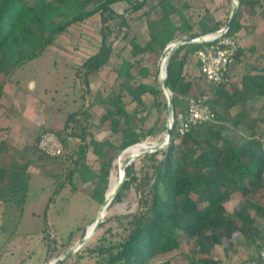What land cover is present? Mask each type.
I'll use <instances>...</instances> for the list:
<instances>
[{
	"label": "trees",
	"instance_id": "trees-1",
	"mask_svg": "<svg viewBox=\"0 0 264 264\" xmlns=\"http://www.w3.org/2000/svg\"><path fill=\"white\" fill-rule=\"evenodd\" d=\"M146 1L0 0V77H11L17 68L42 55L70 25L98 13L102 22L101 43L78 68L88 85L91 75L109 62L114 53L116 38L108 39L107 32V28L112 30L110 20L125 21L124 11L116 10L115 6L124 4L126 13L136 12L144 8ZM239 3L259 6L264 15V0H239ZM190 7L187 2L157 0L152 7L143 9L140 18L145 20L148 38L140 44L134 36L129 55L119 54L122 60L116 70L120 79L118 89L93 102L91 97L89 99L91 106L100 102L106 107L99 117L100 124L107 122L113 133H120L121 142L114 145L109 138L100 141L92 133H88L91 137L85 142L86 135L80 134L78 148L69 151L70 160L71 156H76L66 178L71 177L70 182L78 173L85 181L91 180L93 196L99 195L102 201L116 155L154 134L152 126L139 131L140 126L134 122L138 107L147 104L144 95L151 94L152 105L157 108L168 106L162 88L156 84L157 72L151 73L148 65L139 66L138 55L162 52L170 42L185 36L219 31L228 21V18L216 20L206 14L194 21ZM239 16L238 12L226 36H238L243 27ZM205 43L180 44L167 60L166 81L172 92L174 113L186 110L189 97L200 96L214 115L184 134L174 126L166 147L143 153L141 158L149 163L150 169L144 172L145 180L136 184L138 209L128 216L124 234L96 250L105 260L102 264H227L200 254L210 255L218 245H223L228 252V245L238 237H243L247 245L264 239V230L256 223V217H264V204L255 199L264 188V66L249 63L241 72L240 86L233 83L241 57L246 54V50L239 47L225 80L219 84L209 83L203 90L198 86L199 77L189 78L185 66ZM136 65L139 68L134 73ZM151 76L154 82L143 80ZM3 93L0 80V98ZM126 94L130 96L129 102ZM131 103L137 106L131 108ZM146 117L142 115L140 120ZM60 139L65 148L67 143ZM107 147L115 148V152L108 154ZM89 148L99 158L98 169L86 160ZM17 170H21L20 167ZM2 171L4 167H0V199H6L3 195L16 188L22 176L15 172L6 182ZM126 176L121 190L137 179L133 163L126 166ZM121 190L114 197L115 201L121 200ZM236 192L242 194L243 201L229 212L226 202ZM183 245H188L184 262L171 254ZM262 247L264 242L247 262L258 259Z\"/></svg>",
	"mask_w": 264,
	"mask_h": 264
},
{
	"label": "rangeland",
	"instance_id": "rangeland-1",
	"mask_svg": "<svg viewBox=\"0 0 264 264\" xmlns=\"http://www.w3.org/2000/svg\"><path fill=\"white\" fill-rule=\"evenodd\" d=\"M237 1L239 17L243 24L238 38L240 47L246 50V54L241 57V63L236 69V77L233 81L237 86H240L241 72L249 63L259 67L264 66V15L259 6L249 7L246 3L240 4L239 0ZM231 3L232 0H214L212 8L216 11L224 5L228 6L229 9L223 18L226 20L231 12ZM115 8L124 11L125 21L120 22L119 19H112L109 23L112 30L107 28L108 39L116 38L114 41L116 53L114 50L111 55L112 61L108 64V67L113 69L109 70L107 67L105 78L99 77V74L93 78L92 85L95 91L92 92L91 102L101 95L99 92L102 90L101 88L106 85L109 89L112 84L117 70V64L115 65L117 52H125L124 55L128 56L131 51V39L134 36L140 44H143L145 37H148L145 20L140 18V14L143 9L150 8V0L147 1L143 9L136 12L130 10L126 13L124 4L115 6ZM191 8L193 19L197 21L200 10L193 5ZM174 18L177 20L175 16ZM101 26L102 22L98 13L70 25L58 35L42 55L28 61L26 67L17 69L11 76L16 79L19 75H23L25 81L33 78L36 83L33 94L41 101V110H43L41 114L38 113V117L43 119L49 115L50 118L46 125L45 122L42 124V130L55 131L67 144L63 154L59 157L47 156L36 146L40 130L36 133L34 129H31L30 134L21 139L20 149L14 147V150H5V152L7 151L4 152V157L7 159L5 163H11L12 167L19 164L21 169L19 172L22 173L20 175L22 177L18 179L16 188L3 195L6 199H0V264H46L52 261L84 236L87 227L95 220L102 206L104 200L102 201L99 195L93 196L94 183L91 180L85 181L78 173L74 174L70 182L71 177L66 178L67 172L72 167L74 156H76L73 153L74 155L71 156L73 158L70 160L69 151H75L78 148L81 142L80 134H85L84 141L88 142L91 137L88 133L94 135L92 131L95 130L97 124L93 121V113L87 108L91 89H89V84L84 82L83 75L78 69L80 65L78 67L70 66L63 62V59L81 61L96 51L101 43ZM162 53L163 51L147 52L138 55V58L141 59L139 66L148 65L151 73L157 72L156 84L160 88L162 85L159 80L158 61ZM139 66L136 65L133 68L134 73L137 72ZM36 67L37 70H34ZM194 67L196 71V66ZM198 75L200 88L204 90L210 84L201 73ZM9 79L11 78L7 75L0 77L3 85L7 84ZM145 79L150 83L154 82V76ZM144 96L147 104L138 107L139 111L134 115V122L140 126L139 131H146L151 126L153 128L154 134L146 136L142 141H147L148 145L163 144L167 135L168 106L167 108L164 106L157 108L152 105L154 98L151 94ZM164 96L168 105L165 92ZM125 99L129 102L130 96L126 94ZM135 105L136 103H131L130 107L133 108ZM13 106H16L17 109V105ZM142 115H147V117L141 121ZM51 117H54V120L50 126ZM84 126L87 127L86 130H84ZM112 134L110 133L113 144H119L121 142L120 133ZM68 135L70 139H68ZM166 145L167 143L162 147L164 148ZM114 149L107 147L106 152L113 154ZM120 154H117L112 161L108 187L111 183V175L118 177L120 168L124 169L125 165L128 166L132 163L137 179L121 190V200L115 201L113 198L106 206V213L102 217L100 226L91 237L58 264H102L105 260L96 250L101 246L108 245L119 235L125 233L126 220L131 213L138 209L139 205L136 184L145 180L144 172L150 168L149 163L141 158L143 155L141 153L135 156L132 161L129 160L128 155L125 156L123 165L119 166ZM13 159L17 161L14 163ZM86 160L94 169H98L99 162L95 159L92 148H89ZM25 168L26 172L22 171ZM255 199L264 204V188ZM242 201L241 193H233L231 199L226 202L227 210L229 212L236 210ZM200 204L203 205V201L200 200ZM256 223L264 230L263 216L256 217ZM263 242L264 239L261 238L255 244L247 245L243 237H238L228 245L230 247L228 252L224 250L223 245H218L210 255L200 254V256L220 259L227 264H245ZM187 250L188 245H183L180 250L171 254H175L178 260L184 262V254Z\"/></svg>",
	"mask_w": 264,
	"mask_h": 264
},
{
	"label": "crops",
	"instance_id": "crops-1",
	"mask_svg": "<svg viewBox=\"0 0 264 264\" xmlns=\"http://www.w3.org/2000/svg\"><path fill=\"white\" fill-rule=\"evenodd\" d=\"M147 1H146V3H147ZM178 1H179V3L187 2L188 4H190V6L191 5L197 6L198 9L200 10V15L206 14L207 17H212L216 20H223V18L225 17L226 11L229 9L228 6L224 5V7H222L220 10L214 11L212 8L214 0H177V2ZM226 1H228V0H226ZM156 2H157V0H150V7H152ZM231 6H232V3H231ZM190 9H191V7H190ZM228 18H229V16H228ZM238 34H239V32H238ZM147 38L148 37H145V41ZM136 41H137V38H136ZM120 49H121V47L119 48V50ZM114 50L116 53V46L115 45H114ZM94 52L95 51H93L91 54H93ZM119 54L124 55L126 53L121 51V53L119 52L118 54H116L117 58L115 59V65L117 64V67L121 63V60H122L120 58ZM90 55L86 56L81 61H76V60L69 61L68 59L67 60L63 59L64 60L63 62L68 63L70 66L78 67ZM111 61H112V57H110L109 62H107L106 64L101 66L94 74H92V77H90V80H89L90 83L88 86H89V89H91V93H89L91 95H89V99L93 95L92 92L95 91V89L93 88V85H92L93 78L97 74L100 75L99 77L102 76V78H105L107 75L108 68H109V70L111 68V67H108V64ZM196 63H198V62H197L196 57L194 56V57H191L189 59L187 65L185 66V73H186V75H188L189 78L199 77V75H198L199 71H200L199 64L196 65ZM26 64H24L23 66H21L19 68L26 67ZM194 66H196V71H195ZM117 67H116V69H117ZM19 68H17V69H19ZM112 69L113 68H111V70ZM187 69H189L188 72H187ZM34 70H37V67ZM197 71H198V73H196ZM10 78L11 79H9L7 84L3 85L4 86V93H3L2 97L0 98V167H4V171H2L1 175L5 179L6 182H8V178L11 179L13 177V174L15 176L16 173L18 175H21L22 173H20L19 170H17V168H19V166H18L19 164L16 167H12L11 163H5V160H7L4 157L5 153L7 152V151L5 152V150L6 149L14 150V147H15V149H17V147L20 149L19 145L21 143V139L23 137L29 135L31 132L30 131L31 129H34L36 133H38L40 130V132H39V134H40L42 127H43L42 124L45 122V125H46L48 119H50L49 115L43 119H39V117H38V113L40 112V114H41V112H43V110H41L42 109L41 108L42 107L41 101L33 94V91L36 88V83L33 80V78H30L27 81H25L26 79L25 80L23 79V75H21V76L19 75V77L16 79H14L12 77H10ZM143 80L145 82H148V80H146V79H143ZM119 81H120V79L117 78V72L115 71V77H114L112 84H110L109 89L106 87V85L103 88H101L102 90H99V92H101L100 96H108L109 94H111L114 90L117 89L116 86H117V84H119ZM199 81H200V79L198 80V86L200 87ZM26 84H28V87H26ZM13 105H17V109H16V106H13ZM87 108L90 110V112L93 113V116H92L93 121L97 124V127H95V130L92 131L94 133L95 138L97 140H100V141L105 140L107 138L112 139V137L110 136V133L112 134L113 132L110 128V125L107 122L100 124V121H99V117L105 111L106 107L100 102L91 106L90 101L88 100V107ZM51 111H53V110L51 109ZM51 119L52 120H51L50 126L53 124L52 122L54 120V117H51ZM44 127H46V126H44ZM114 134H116V133H113L112 135H114ZM28 137H26V138H28ZM68 139H70L69 135H68ZM36 141H37V139H36ZM94 155H95V159H97L99 162L98 156L95 153H94ZM16 161H17L16 159H13L14 163ZM24 170H26V168ZM8 171H11V174L8 175Z\"/></svg>",
	"mask_w": 264,
	"mask_h": 264
},
{
	"label": "built area",
	"instance_id": "built-area-1",
	"mask_svg": "<svg viewBox=\"0 0 264 264\" xmlns=\"http://www.w3.org/2000/svg\"><path fill=\"white\" fill-rule=\"evenodd\" d=\"M226 32L222 34L219 30L205 34L206 43L195 53L201 74L211 84H219L225 80V73L229 71L235 60V53L240 47L238 36H226ZM213 115L211 107L203 97L191 96L186 110L172 112L169 124L184 134L194 125L210 120ZM37 148L43 154L55 157L62 154L64 144L55 131L44 129L37 140ZM246 264H264V247L260 249L258 259Z\"/></svg>",
	"mask_w": 264,
	"mask_h": 264
},
{
	"label": "water",
	"instance_id": "water-1",
	"mask_svg": "<svg viewBox=\"0 0 264 264\" xmlns=\"http://www.w3.org/2000/svg\"><path fill=\"white\" fill-rule=\"evenodd\" d=\"M238 12V1L237 0H232V6H231V12L229 14V18L227 23L225 24V26L221 29V33L224 34L230 27L234 17L236 16ZM205 37L204 35H197V36H185L183 38H180L178 40H175L173 42H170L168 44V46L166 47V50L163 51L159 61H158V67L160 68L162 66V64L164 63V71L161 72L160 70V74H159V80L161 82L163 91L166 94V97L168 99V121H167V135H166V140L163 144L160 145H148V147H146L145 149H143L140 153H146L148 151L151 150H157L158 148L162 147L164 144H168L171 140L172 137V126L169 124V118L173 112V105H172V92L167 84L166 81V76H167V60L169 58V56L173 53V51L180 45V44H184L187 42H204ZM128 149V147L126 149H124L120 156H122L124 154V152ZM138 154H134L131 155L129 157V160L132 161L135 156H137ZM126 165L123 169V173L119 178V181L117 183V185L114 188V191L112 192L111 195L107 194V191L105 193V198L104 201L102 203V206L99 210V213L97 215V217L95 218V220L91 223V230H88V227L86 229V232L84 234V236L78 241L76 242L74 245H72L71 247L68 248V250H66L63 254L59 255L57 258L53 259L52 261L46 263V264H58L60 261L64 260L65 258H67L70 254H72L79 246H81L83 243H85L90 237L91 235L96 231V229L100 226V223L102 221V210L108 205L110 204V202L113 200V198L116 196V194L121 190L123 184L125 183L127 176H126Z\"/></svg>",
	"mask_w": 264,
	"mask_h": 264
},
{
	"label": "bare ground",
	"instance_id": "bare-ground-1",
	"mask_svg": "<svg viewBox=\"0 0 264 264\" xmlns=\"http://www.w3.org/2000/svg\"><path fill=\"white\" fill-rule=\"evenodd\" d=\"M160 70L161 72L164 71V63L162 64V66L160 67ZM146 147H148V142L147 141H142V142H138V143H135L131 146L128 147V149L124 152V154L122 156L119 157L118 159V163H119V166H122L123 165V159L125 156H131V155H134V154H139L143 149H145ZM123 173V168H120L119 170V174H118V177L117 176H114V175H111V183H110V186L107 190V194L108 195H111L112 192L114 191V188L115 186L117 185L118 181H119V178L120 176L122 175ZM106 209L107 207H105L103 210H102V214L105 215L106 213ZM92 228L91 224L88 226V230L90 231Z\"/></svg>",
	"mask_w": 264,
	"mask_h": 264
}]
</instances>
